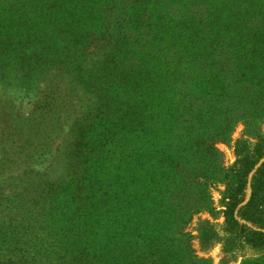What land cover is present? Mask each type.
I'll return each instance as SVG.
<instances>
[{"label": "rangeland", "instance_id": "rangeland-1", "mask_svg": "<svg viewBox=\"0 0 264 264\" xmlns=\"http://www.w3.org/2000/svg\"><path fill=\"white\" fill-rule=\"evenodd\" d=\"M116 2L105 13L103 36L81 31L75 46H67L60 36L53 46L50 41L55 37L42 0H0V264H57L59 258L61 264H114L104 260L118 254L111 240L104 247L85 246L74 253L80 245L76 235L82 231L109 234L83 216L97 212L96 197L87 203L72 199L83 181L97 177L94 184L111 181L110 174L124 166L126 152L108 144L83 154L87 160H82L65 147L75 124L94 117L106 99L113 97L110 103L119 99L125 74L138 69L148 52L151 33L148 29L133 32L128 20L131 1ZM259 2L263 8L256 12L263 13L264 1ZM192 10L196 20L207 19L203 0H195ZM258 19L251 24L260 29ZM123 42L126 51L103 74L99 68L106 55L122 50L113 46ZM140 53L145 54L140 57ZM236 57L234 64L241 68L253 64L255 73L241 86L236 106L229 107L235 122L225 138L214 144L207 180L196 179L195 172L188 176L187 195L177 214L169 218L176 222L173 227L178 226L171 233L177 242L160 241L162 252H176L185 263L188 259L194 264H264V252H232L202 237L211 230L221 233L227 220L232 204L228 190L238 186L242 172L236 164V144L264 139V51H242ZM225 60L226 70L233 62L229 56L218 59ZM217 122L205 130L213 132ZM113 204L103 207L105 215L118 212L120 207L116 210ZM123 210L130 212L127 207ZM256 212L264 218V184Z\"/></svg>", "mask_w": 264, "mask_h": 264}, {"label": "trees", "instance_id": "trees-1", "mask_svg": "<svg viewBox=\"0 0 264 264\" xmlns=\"http://www.w3.org/2000/svg\"><path fill=\"white\" fill-rule=\"evenodd\" d=\"M129 1L133 32L148 29L151 33L147 54L138 55L145 54V59L138 69L125 74L115 103L108 102L113 97L106 99L107 104L96 109L94 117L75 124L65 147L82 160H87L83 154L108 144L126 152L124 166L110 174L111 181L94 184L97 177L76 187L73 201L87 203L96 197L97 212L91 210L83 216L109 235L82 231L76 235L80 245L74 253H81L85 246L104 247L111 240L118 254L102 258L114 264H194L188 259L185 263L171 250L162 252L160 241L177 242L171 233L178 226L173 227L176 222L169 218L177 214L187 195L188 176L195 172L196 179L207 180L210 156L216 153L214 144L225 138L235 122L231 108L236 106L241 86L255 72L253 64L241 68L234 61L242 51H264V12H256L263 7L259 0H203L207 19L196 20L195 0ZM42 2L55 37L50 43L61 39L67 46L79 42L81 31L103 36L105 13L111 3L118 5L116 0ZM256 16L260 29L251 24ZM122 47L106 55L99 68L103 74L111 71V63L127 49L125 42L113 46ZM222 56L233 62L228 67L231 73L224 69L228 61H218ZM200 106L203 108L196 110ZM215 120L214 131L207 132L205 127ZM235 154L242 172L238 186L228 190L232 204L227 220L221 233L211 230L202 237L210 245L222 243L232 252H264V218L256 214L264 184V139L255 144L239 141ZM108 200L116 210L120 207L118 212L104 214ZM124 207L130 212L126 214ZM57 264H61L60 258Z\"/></svg>", "mask_w": 264, "mask_h": 264}]
</instances>
